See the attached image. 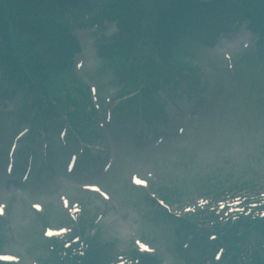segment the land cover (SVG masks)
Masks as SVG:
<instances>
[{
    "label": "rangeland",
    "instance_id": "1",
    "mask_svg": "<svg viewBox=\"0 0 264 264\" xmlns=\"http://www.w3.org/2000/svg\"><path fill=\"white\" fill-rule=\"evenodd\" d=\"M112 31V30H110ZM111 34L110 32H108ZM249 44V36L247 38L241 35L239 38H231L226 41L224 48L226 51H230L233 48L235 51H242L243 49L247 48ZM239 53V52H234ZM92 60L95 62V70L90 72L91 75L100 78L101 69L103 64L92 55ZM98 63V64H97ZM250 72L251 74H257L254 77V80H249V87H252L255 90V95L260 107L255 103L253 105H247L245 107L241 106V102L238 101L239 92L237 94H233L230 96L229 94L226 95H219L216 99L215 104L209 106L207 110L205 107L202 110V114L196 119L195 126L196 128H201V136L197 135L192 137L186 142H175L172 140L169 143L164 144L161 146L159 150L156 152L150 153L149 155L142 156L138 154H133L130 151H126L122 154V163L120 164V168L124 165L127 161L126 166L129 164H134L140 158L144 157L146 164H164L167 160L168 154L174 148H189L192 151H188L185 156L175 165L177 170L183 173V170H187L188 172L192 171L186 169L185 164L193 159H196V163L202 162L200 164H218L217 159L220 158V155L227 154L226 162H229L228 166L225 170L222 171L221 174L217 172H213L212 170L205 171V180H195L193 185V189L198 190L200 192H204V188L207 189L212 185L215 184L220 178H226V183L232 180H236L239 175H241L240 171L237 170L236 172L230 174L229 176L225 177L223 174L230 173L234 170V164L238 161H246V164L250 166L244 167L243 169L251 171L253 168L263 167L264 168V149H258V147L264 144V78H263V70H264V63L259 62L257 59H254L250 65ZM222 86L223 85H231L232 81L222 79ZM222 86L220 91H222ZM259 112L261 114H257L255 112ZM247 114L251 115L250 119H247ZM199 130V129H198ZM13 137V136H12ZM11 137V138H12ZM9 138V141L10 139ZM196 149V150H195ZM219 149V151H218ZM222 149L227 152H222ZM218 151V152H217ZM135 156V157H134ZM133 157V158H130ZM130 158V159H129ZM198 158V159H197ZM247 158V159H246ZM221 160V159H220ZM169 163V161H167ZM173 162V159H172ZM253 164V165H252ZM168 165V164H166ZM243 169L241 171H243ZM124 169L123 171H125ZM118 172V171H117ZM186 172V171H185ZM113 178V177H112ZM110 186H114L115 182H113ZM1 197V193H0ZM122 198V197H121ZM18 202L20 200L18 199ZM126 212L130 214L129 208H126ZM16 219V218H15ZM21 218L16 219V223L21 222ZM158 229L162 228V223L157 222ZM122 225H130L127 222L119 221L113 214H109V216L103 221L101 224L102 232L101 234L102 239L104 242H113L114 239H117L119 236V232L121 231ZM155 233V234H154ZM148 234L152 235L151 239H154L155 235L159 237L162 236V232L155 230L152 226H149ZM22 238L25 240L27 239L26 231L23 233L21 232ZM30 243L32 240L27 239ZM157 245L160 247L161 252H165L166 246L162 240L156 241ZM251 243H256V241H252ZM6 251H19V249L15 246H9L4 248ZM167 252V250H166ZM163 256V255H162ZM161 256V257H162ZM168 257V256H167ZM166 255L164 256V264H169V260Z\"/></svg>",
    "mask_w": 264,
    "mask_h": 264
},
{
    "label": "trees",
    "instance_id": "2",
    "mask_svg": "<svg viewBox=\"0 0 264 264\" xmlns=\"http://www.w3.org/2000/svg\"><path fill=\"white\" fill-rule=\"evenodd\" d=\"M41 0H22L21 4L16 7L17 11L22 12H35L41 6ZM259 16L264 17V0L260 1ZM199 8L193 3H188L186 6H178L173 10L168 11L163 23L161 24L162 32L165 35H180L179 30H182L187 25V21L191 15L197 14ZM264 229V226H263Z\"/></svg>",
    "mask_w": 264,
    "mask_h": 264
},
{
    "label": "snow or ice",
    "instance_id": "3",
    "mask_svg": "<svg viewBox=\"0 0 264 264\" xmlns=\"http://www.w3.org/2000/svg\"><path fill=\"white\" fill-rule=\"evenodd\" d=\"M0 259H11L10 257H0Z\"/></svg>",
    "mask_w": 264,
    "mask_h": 264
}]
</instances>
